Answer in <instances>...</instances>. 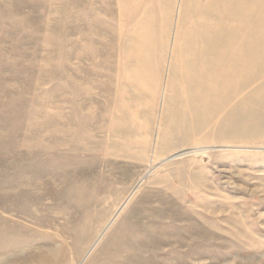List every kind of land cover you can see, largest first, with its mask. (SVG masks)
Masks as SVG:
<instances>
[{
	"label": "rangeland",
	"instance_id": "obj_1",
	"mask_svg": "<svg viewBox=\"0 0 264 264\" xmlns=\"http://www.w3.org/2000/svg\"><path fill=\"white\" fill-rule=\"evenodd\" d=\"M0 264H264V0H0Z\"/></svg>",
	"mask_w": 264,
	"mask_h": 264
},
{
	"label": "bare ground",
	"instance_id": "obj_2",
	"mask_svg": "<svg viewBox=\"0 0 264 264\" xmlns=\"http://www.w3.org/2000/svg\"><path fill=\"white\" fill-rule=\"evenodd\" d=\"M248 15V14H247ZM194 25H195V22H194ZM219 40V39H218ZM200 41V40H199ZM201 65V64H200ZM242 68V67H241ZM218 69H219V67H218ZM228 76V75H227ZM231 77H232V75H230ZM229 76V77H230ZM219 78V77H218ZM223 79V78H222ZM213 81V80H212ZM222 82V81H221ZM213 84H214V82H212ZM222 84H224V83H222ZM222 84H220V85H222ZM226 85V84H225ZM208 86V85H207ZM215 86V85H214ZM223 86V85H222ZM218 87V86H217ZM207 88V87H206ZM184 89H186V88H184ZM225 90V89H224ZM228 92V91H227ZM234 92V91H233ZM238 92V91H237ZM229 94V93H228ZM234 94V93H233ZM235 95V94H234ZM203 96V95H202ZM228 96V95H227ZM200 97V96H199ZM196 103V102H195ZM196 105V104H195ZM184 151V150H183ZM195 151L196 152H199V151H204V149L203 148H197V149H195ZM191 151H185V152H181V153H178V155L176 154L174 157H177V156H182V155H185V154H189ZM123 206L124 205H122L120 208H118V210H117V212H116V216L117 215H119V213L122 211V208H123ZM5 208H6V206H5ZM112 221V220H111ZM111 221L109 222V223H111ZM107 227V226H106ZM104 231V230H103ZM96 243V242H95ZM95 243H94V245H93V247L95 246ZM171 243V242H170ZM163 246V245H162ZM168 247V246H167ZM92 248V247H91ZM157 253V252H156ZM112 254V253H111ZM110 258V257H109ZM108 258V259H109ZM48 259V258H47Z\"/></svg>",
	"mask_w": 264,
	"mask_h": 264
}]
</instances>
